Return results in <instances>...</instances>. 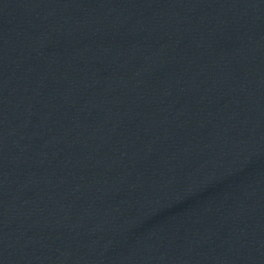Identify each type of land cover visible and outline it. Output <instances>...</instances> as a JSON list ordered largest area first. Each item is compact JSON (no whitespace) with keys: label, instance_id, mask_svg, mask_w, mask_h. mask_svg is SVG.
<instances>
[{"label":"water","instance_id":"95a60500","mask_svg":"<svg viewBox=\"0 0 264 264\" xmlns=\"http://www.w3.org/2000/svg\"><path fill=\"white\" fill-rule=\"evenodd\" d=\"M0 264H264V0H0Z\"/></svg>","mask_w":264,"mask_h":264}]
</instances>
